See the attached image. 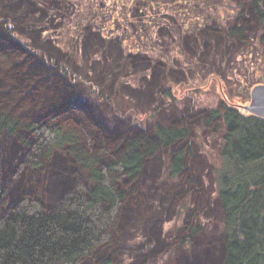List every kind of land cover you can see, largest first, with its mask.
<instances>
[{
    "label": "trees",
    "instance_id": "1",
    "mask_svg": "<svg viewBox=\"0 0 264 264\" xmlns=\"http://www.w3.org/2000/svg\"><path fill=\"white\" fill-rule=\"evenodd\" d=\"M24 1L28 14L34 12L35 3L41 6L40 12L48 8V0ZM247 1L250 15L260 28L258 40L264 44V0ZM241 13L237 23L228 29L225 42L245 40L243 24L249 21L243 17L244 12ZM0 16V25L9 32L6 17ZM43 18L40 20L31 15L29 22H46ZM211 34L219 33L215 30ZM90 38L104 47L107 57L116 55L118 60L123 59L129 65L142 59L124 56L119 46L113 44L106 48V42L95 35ZM37 43L40 44L35 39L34 45L41 47ZM42 46L45 49L46 45ZM225 48L230 51L231 47ZM27 49L24 44L16 43L14 47L0 44V159L4 158L0 160V264H84L101 251L104 253L102 257L100 254L99 263L111 264L117 261L119 253L135 252V248H127L123 242L122 247H114V243L122 241L126 234L123 228L136 218L135 211L133 214L131 211L140 206L138 200H135L136 204L131 201L127 204L129 192L142 190L145 191L143 196L154 194L159 197L155 190L157 186L162 190H168L170 186L160 179L162 167L155 159L159 152H167L168 179L179 178L185 168L186 156L194 153L199 164L203 163L196 153L195 127L218 128L219 125H222V136L214 184L223 237L221 243L214 242V248L204 251V255L194 256L199 263L185 260L178 264H264V118L223 103L209 109L202 117L198 112L187 110L186 118L181 120L184 125L155 122L149 129H144L139 124H131L128 118L101 122L94 116L101 129L84 130L82 125L74 123V117L65 109L74 97L69 91L75 90L69 88L67 78L71 80L75 76L68 67L60 66L57 61L52 65L45 64ZM185 50L190 52V48ZM44 53L50 61L52 51L46 47ZM218 55L223 57L222 53V57ZM21 56L27 59L23 70L18 62ZM142 60L145 65L139 66L141 71L150 69L152 72L151 78L140 79L142 86H147L149 80L150 87L161 92L160 98L170 99L172 91L164 90V84L167 80L182 79V73L173 70L166 73V67L162 66L160 72H156L162 77L154 79L157 66ZM206 62L213 64L208 59ZM93 92L98 94L97 98L102 97L101 93ZM170 120L174 122L172 116ZM122 126L128 129L121 130ZM5 139L11 146L4 143ZM19 145L28 152L30 150L28 156L25 154V171L36 170L47 179L51 175L50 178L55 177L58 181L57 188L60 185L67 188L68 191L51 205L26 197L30 191H25L23 186L29 187L32 179L23 177V186L17 185L15 189L4 176L5 167L14 161ZM46 167L50 169L48 174ZM194 167L197 171L201 169V166ZM150 178L155 183H148ZM185 228L178 243L187 251L193 246L199 230L192 226ZM139 261L143 260L136 263Z\"/></svg>",
    "mask_w": 264,
    "mask_h": 264
},
{
    "label": "rangeland",
    "instance_id": "2",
    "mask_svg": "<svg viewBox=\"0 0 264 264\" xmlns=\"http://www.w3.org/2000/svg\"><path fill=\"white\" fill-rule=\"evenodd\" d=\"M23 2L0 0V14L6 17L9 25V32L0 25V44L11 47L16 43L24 44L32 56L43 59L45 64L52 65L57 61L60 66L68 67L75 79L67 78V84L75 90L69 89L74 97L65 109L74 117V123L82 125L84 130L101 129L94 116L101 122L128 118L134 126L139 124L149 129L155 122L184 125L181 120L186 118L187 110L198 112L202 117L206 111L223 103L247 113L240 106L249 102V93L254 85L264 83V44L258 40L260 28L250 15L247 0H48V8L41 12V6L35 3L32 14L27 13L26 2V5H21ZM241 12L249 21L243 24L245 40L227 43V31L237 23ZM31 15L40 20L44 17L46 22L30 23ZM205 30L209 33H202ZM215 30L219 34L212 35ZM91 35L105 41L106 48L111 44L120 46L124 56L134 53V56L149 61L151 66L156 65L154 79L162 77L156 74L162 66L166 67V73L170 70L181 72L183 78L176 81L180 84L174 85L172 80L164 84L172 86V97L160 98L161 92L157 93V89L150 87L149 80V91L143 90L140 79L151 78V70L141 71L142 68L137 66L139 63L129 65L123 59L118 60L116 55L107 57L104 47L90 38ZM35 39L41 47L34 45ZM42 44L52 51L50 61ZM226 46L231 47L230 51ZM186 47L190 48L189 53ZM96 51L98 53L94 54ZM207 59L213 64L206 62ZM26 61L22 56L18 60L22 70ZM115 62H119L116 67L113 66ZM136 89L142 91H134ZM93 91L101 93L102 97L97 98L98 94ZM105 100H108V105ZM171 116L174 122H171ZM221 126L195 127L194 144L203 163L199 164L194 153L186 156L185 168L179 178L168 179L167 152H159L155 159L162 167L160 179L170 186L168 190L157 186L155 190L159 197L154 194L143 196L145 191L142 190L129 192L127 204L130 201L136 204L135 200H138L140 206L131 211L132 214L135 211L136 218L123 228L126 234L122 241L114 243V247H122L123 242L125 247L135 248V252L119 253L117 261L111 264H178L185 260L199 263L195 257L214 248L216 242L221 243L222 216L215 201L214 184ZM126 128L120 127L121 130ZM4 141L11 146L9 141ZM5 144L1 146L8 148ZM28 153L30 150L28 152L19 145L14 161L5 167L4 176L15 189L17 185L23 186V177L32 179L33 183L27 181L31 188L23 186L25 191L32 193H26V197L49 206L68 190L61 185L57 188L58 181L55 177L50 178L51 175L47 179L36 170L25 171L27 164L24 160ZM9 158L5 157L6 160ZM194 166H201L200 171ZM49 170L46 167L47 174ZM147 181L155 183L151 178ZM187 226L198 227L199 231L194 236L193 246L185 251L178 240ZM103 253L97 252L84 264H100L99 256L101 254L102 257ZM137 260L143 261L136 263Z\"/></svg>",
    "mask_w": 264,
    "mask_h": 264
},
{
    "label": "water",
    "instance_id": "3",
    "mask_svg": "<svg viewBox=\"0 0 264 264\" xmlns=\"http://www.w3.org/2000/svg\"><path fill=\"white\" fill-rule=\"evenodd\" d=\"M240 107L249 114L264 118V83L254 85L249 93V102Z\"/></svg>",
    "mask_w": 264,
    "mask_h": 264
},
{
    "label": "flooded vegetation",
    "instance_id": "4",
    "mask_svg": "<svg viewBox=\"0 0 264 264\" xmlns=\"http://www.w3.org/2000/svg\"><path fill=\"white\" fill-rule=\"evenodd\" d=\"M119 48H120V46H119ZM120 50L122 51L123 49L120 48ZM122 53H123V51H122ZM130 55L134 56V55H136V54L131 53ZM176 84H180V82H176V81H175V82H174V85H176ZM169 85H172V84H169ZM167 88H169L170 91L173 90L172 86H168V85L164 87V90H166Z\"/></svg>",
    "mask_w": 264,
    "mask_h": 264
},
{
    "label": "bare ground",
    "instance_id": "5",
    "mask_svg": "<svg viewBox=\"0 0 264 264\" xmlns=\"http://www.w3.org/2000/svg\"><path fill=\"white\" fill-rule=\"evenodd\" d=\"M139 65H141V66L143 65V66H144V65H145V62H144L142 59H140V60H139V64H137V66L139 67ZM164 87H165V86H164ZM144 89H145V90L148 89V85L145 86V87L143 88V90H144ZM163 89H164V88H163ZM150 113H152V111H151ZM152 116H153V114H152ZM150 118H154V117H150Z\"/></svg>",
    "mask_w": 264,
    "mask_h": 264
}]
</instances>
